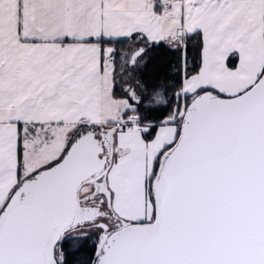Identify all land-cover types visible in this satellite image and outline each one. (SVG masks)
<instances>
[{
	"label": "snow or ice",
	"instance_id": "1",
	"mask_svg": "<svg viewBox=\"0 0 264 264\" xmlns=\"http://www.w3.org/2000/svg\"><path fill=\"white\" fill-rule=\"evenodd\" d=\"M0 264H264V0H0Z\"/></svg>",
	"mask_w": 264,
	"mask_h": 264
}]
</instances>
